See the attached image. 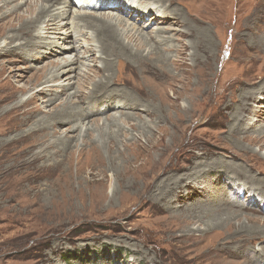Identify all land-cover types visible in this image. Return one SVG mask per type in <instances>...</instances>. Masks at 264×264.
Segmentation results:
<instances>
[{
  "label": "rangeland",
  "instance_id": "rangeland-1",
  "mask_svg": "<svg viewBox=\"0 0 264 264\" xmlns=\"http://www.w3.org/2000/svg\"><path fill=\"white\" fill-rule=\"evenodd\" d=\"M88 1H55L65 32L76 13H115ZM157 1L162 24L124 15L143 35L167 29L130 43L156 55L117 65L63 50L92 28L65 44L47 15L19 33L48 1L0 0V264H264V0ZM65 58L80 63L43 92ZM103 76L115 92L83 101Z\"/></svg>",
  "mask_w": 264,
  "mask_h": 264
},
{
  "label": "bare ground",
  "instance_id": "bare-ground-1",
  "mask_svg": "<svg viewBox=\"0 0 264 264\" xmlns=\"http://www.w3.org/2000/svg\"><path fill=\"white\" fill-rule=\"evenodd\" d=\"M45 1H48L47 5H44V7H40L37 10H35L36 15H35V20L33 21V23H31L29 25L20 26L22 32L19 31V33H21V34L28 33L32 24H38L39 22L44 23V22H41V19L43 20L44 18H46L45 16L49 15L50 19H57V22H58L55 28H52V30L49 29V30H51L50 33L61 34L62 35L61 40L64 43L69 42V43H65V44H70L73 41H75L74 36L77 35L76 30L78 28H80V29H82V28L85 29L86 27H88L90 29L92 28L91 30L93 32L90 34V37L96 38V44L95 45L94 44H88V40L90 39V37H88L87 40L82 41L78 47L66 46V47H63V50H67V51L68 50H71V51L75 50V51H77L79 49H82L85 53H88V55H86L87 57L90 55L92 57V54L94 56V54L99 53L98 57L96 55L94 56V59L98 58V59L107 60L108 57L112 56V57H115V59L121 58L124 61H127L129 63H131L132 61L133 62L135 61V62H137V64L138 63H144L147 60L151 61L152 59H150V58H153L154 57L153 54L156 55V53L155 52L152 53L151 50H149L144 55L145 50L140 52L139 51L140 49L138 47H136V52H132L131 48H133V47L130 46L131 41L134 40V41L138 42L139 47L143 44H150V43L153 44L155 42H159V41H156L157 39H159V40L162 39V37H160V35H157V34L166 32L167 29H163V28L160 30L158 29L156 31L157 34L154 33L155 35L154 34L143 35L142 34L143 30L139 29V27L137 25H135L133 23H129V21L127 19L125 20L124 15L127 14L129 17H134L136 23H139L143 20L151 19L153 21V23L162 24V23L166 22V20L168 19L167 17H171V14H172L168 11L170 5L167 6L166 8H162L161 3L157 0H93L94 2L92 3L91 7L95 8L96 6L93 4L94 3L95 4L100 3V6H99L100 8H103L105 10H109L110 12H115L116 14L110 13V14H105V15H102L100 17H97L95 15H91L90 13H76V16H75L74 21H73L74 24L75 23L76 24H75L73 30L70 29L69 32H65L64 27L69 26V24H71L70 22L65 21L66 19H64L66 17V15L68 14V11L65 10L64 8L63 9L59 8V10H58L59 12L55 13L54 12L55 11L54 10V6H55L54 4H55L56 0H45ZM150 1H152V2H150ZM69 2L74 7H77L79 9H84V8L86 9V8L90 7V1H88V0H69ZM63 4H65L64 6L66 8L68 7V4L66 2H64ZM72 5H71V7H72ZM81 22L84 23L82 26L80 25ZM46 26H48V25H46ZM45 28L46 27H44V28H42L41 26L39 27L38 32H37L38 37H41V35H42L40 30H45ZM144 28H146V27H144ZM62 29H63V31H62ZM150 35H153V36H150ZM71 39H73V40H71ZM143 39H145L144 43H143ZM164 39L167 40L166 38H164ZM208 41H209V39L206 37V34H204V37L202 38V44H205ZM92 42H94V41L92 40ZM57 44H59V43H57ZM166 46H168V45H166ZM0 47H1L0 48V54L4 55L5 51L2 49V46H0ZM61 51L62 50L57 49L56 51L53 52V54H58ZM93 51H95V52L93 53ZM53 54H51V55H53ZM177 55H179V51L177 52ZM102 56H103V58H102ZM151 56H153V57H151ZM157 57H158V54L156 56V59H158ZM160 57H162L163 60L168 61V59L166 57H163V56H160ZM175 58H176L175 60L178 59V57L176 55H175ZM163 60H162V62H163ZM120 61H121L120 59H118L116 61L117 65H120L122 63ZM76 63H80V62H78V58L76 60H73L70 58H65V60L63 59V63H61V62L58 64L56 63L55 64V68L57 67L56 71H52L48 74V79H50V81L43 85L44 88L42 91L48 92L50 90V88H47V87L52 86V83H54V81L56 82L58 79H60L61 76H68L71 73V71L74 69V68H71V66L76 64ZM110 66H111L110 63L106 61L104 68L100 67V69H103L104 73H108V72H110V70H112V68H110ZM63 68H66V69H63ZM129 73H130V71H129ZM143 75L144 74H142V76ZM139 76H141V75H139ZM108 78H109L108 76H106V77L103 76L102 80H100L97 83H93L90 91L87 94H81V96L86 95V97H87V98H82L80 96L82 98V100L83 101L86 100V102L88 103L93 98H99V96H107L109 93L113 94V92H115V91L112 89H108V86L110 84L108 81ZM110 79H111V77H110ZM84 80H87V78H85ZM126 97L128 99H131L130 95H128ZM147 100L148 101L150 100L151 103H149V104H152V106H154V100L151 97H149ZM109 101L110 100H108V102ZM138 105H139L138 101H135L133 99L130 100V103H129L130 108L137 109ZM123 106H124V103H121V104H117L113 108H115V107H118V108L122 107L123 108ZM147 114L152 115V116H156L157 111L155 110V108H153L150 111L148 110ZM149 115H147V116H149ZM125 116H126L125 119L127 118V116L129 117L128 114ZM112 121L113 122H121L122 124H125V120H122L120 117H113ZM77 128L79 129L80 132L87 131L84 124L74 125L71 127L70 130L73 131ZM121 134H122V132H121ZM110 145H111V143H109V148H111ZM152 146H153V142L148 140L146 148L151 149ZM93 151L96 155L95 156L96 162L101 164L102 159H101L100 153H98L99 151H98L97 147L96 148L93 147ZM37 159H39L38 155L33 157L31 161L35 162V161H37ZM14 165H16V163ZM152 165L155 168L158 166V162H152ZM18 166H19V164L16 165L17 168H18ZM232 172L238 173L240 175L245 174V172L243 170H241V172H239L237 167L233 168ZM179 189H180V187H179ZM246 190H247V188H246ZM174 193L175 192L171 193V195ZM167 194H168V192H167ZM232 204L234 205L235 203H232ZM217 220H219V219H217ZM216 250H217V248L215 249V251ZM220 251H221V249H220ZM256 251H262V249H260V250L257 249ZM210 252H214V250H210ZM221 261L219 263H221ZM255 263L259 264V262H257V261Z\"/></svg>",
  "mask_w": 264,
  "mask_h": 264
}]
</instances>
